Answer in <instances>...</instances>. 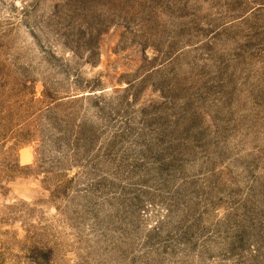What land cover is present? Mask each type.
I'll list each match as a JSON object with an SVG mask.
<instances>
[{
    "label": "rangeland",
    "instance_id": "1",
    "mask_svg": "<svg viewBox=\"0 0 264 264\" xmlns=\"http://www.w3.org/2000/svg\"><path fill=\"white\" fill-rule=\"evenodd\" d=\"M69 1L0 0V264H264V0Z\"/></svg>",
    "mask_w": 264,
    "mask_h": 264
},
{
    "label": "trees",
    "instance_id": "2",
    "mask_svg": "<svg viewBox=\"0 0 264 264\" xmlns=\"http://www.w3.org/2000/svg\"><path fill=\"white\" fill-rule=\"evenodd\" d=\"M148 1L150 2V4L152 3L151 0H148ZM68 4L69 6H74V8L73 9L71 8L69 13L66 15V18H63V19L67 21L66 27H68V25L70 24H72L73 27H69L70 31H67L65 27L66 33H64L63 35L67 36L68 38H72V40H73L74 34H76V36L77 35L79 36V39H82L84 43L89 45L92 41L95 40V38L99 37L103 32L108 30L109 25L113 23V21L109 20V15H111L112 9H109L110 6L107 0H71L68 2ZM125 8H127V6L124 2H122V6H120V3H119V5L117 6V9H113L114 17L118 19L119 17H122L123 13L127 12ZM127 9H130V8H127ZM125 15H126L125 16L126 18L128 14L126 13ZM63 19L61 18L60 20H62L63 22L64 21ZM75 24H80V26L78 25V27L76 28ZM84 24H87V25L84 26ZM78 28L79 30L76 31V29ZM79 46H82V45H79ZM133 85L134 84L131 82L129 87H132ZM172 87L173 85L170 86L169 84L162 86V88L166 92L168 91V94H171V98L173 99V101H175V104L178 106L180 110V111L178 110V114L177 116H175L174 122L176 123H174L175 125L173 126L175 129L176 126H178V124L181 123L182 121V119H180L181 116L187 115L189 111L188 110L189 107L193 106L194 104L193 95L196 92H187L186 90L187 87H183L181 85L180 92L184 91L186 94H180V92L178 93H176V91L174 92ZM157 120L153 119V121L151 122V126L153 127L152 128L153 134L156 135L157 142L163 143L164 137H165L164 135H166L165 132H168L171 126L168 125L169 124L168 122H163L162 124L159 125V122ZM154 122H156L157 125L154 124ZM164 123H166V125L163 127ZM190 126H192V128L194 129L192 122L190 123ZM168 141L170 142L168 145L169 147L173 146L174 148L175 146L178 145L177 141L175 142L174 140H168ZM169 147H166V148L168 149ZM166 157H170V160L172 162L176 160L175 156H172V155L166 156ZM165 159L169 160L168 158H165Z\"/></svg>",
    "mask_w": 264,
    "mask_h": 264
},
{
    "label": "crops",
    "instance_id": "3",
    "mask_svg": "<svg viewBox=\"0 0 264 264\" xmlns=\"http://www.w3.org/2000/svg\"><path fill=\"white\" fill-rule=\"evenodd\" d=\"M23 162H25V161H23Z\"/></svg>",
    "mask_w": 264,
    "mask_h": 264
}]
</instances>
